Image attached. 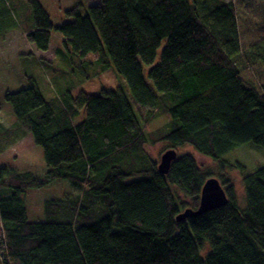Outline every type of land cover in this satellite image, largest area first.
Returning a JSON list of instances; mask_svg holds the SVG:
<instances>
[{"label": "trees", "instance_id": "trees-1", "mask_svg": "<svg viewBox=\"0 0 264 264\" xmlns=\"http://www.w3.org/2000/svg\"><path fill=\"white\" fill-rule=\"evenodd\" d=\"M97 2L65 11L69 21L60 25L38 0L27 2L29 44L45 53L56 35V54L65 51L84 64L93 56L127 88L46 100L31 82L4 95L16 123H0V156L29 136L47 171L38 177L0 167L2 264H264V166L248 172L221 161L245 144L264 149V90L241 76L242 68L264 66V39L241 50L229 1L89 4ZM0 7V20L13 12L3 0ZM4 26L0 39L10 31ZM28 57L35 58L21 59ZM82 111L85 119L76 123ZM160 115L168 122L148 131ZM158 144L165 151L188 147L215 162L226 206L177 222L183 211L198 208L204 182L216 174L183 154L161 175L147 153ZM235 168L244 207L228 176ZM54 181L80 194L45 201V220L30 222L27 191Z\"/></svg>", "mask_w": 264, "mask_h": 264}, {"label": "rangeland", "instance_id": "rangeland-1", "mask_svg": "<svg viewBox=\"0 0 264 264\" xmlns=\"http://www.w3.org/2000/svg\"><path fill=\"white\" fill-rule=\"evenodd\" d=\"M47 11L53 25L68 22L65 11L73 9L78 4L85 6L96 0H38ZM232 2L237 12L239 43L241 50L245 51L264 39V0H224ZM28 0H3V7L13 11L10 15H4L0 22L9 26V32L0 39V123L8 128L16 123L11 106L4 100L7 92H17L27 88L31 82L40 90L46 100L55 99L65 92L76 96L79 92L90 94L99 93L101 89L115 90L119 86L127 88L124 80L114 70L102 69L97 58L90 56L84 64L75 58L69 59L65 51L63 55L56 54V47L60 39L53 35L51 45L47 52L38 51L25 39V27L31 24ZM14 6H16L14 8ZM0 10L2 8L0 7ZM31 26H29L30 28ZM61 47V46H60ZM160 53V51H159ZM28 54L35 56L22 58ZM145 79L147 80L148 68L145 67ZM241 76L260 91L264 90V66L255 64L251 69H241ZM85 119L84 111L81 112L76 123ZM168 122L165 115H160L147 128L148 131H156ZM165 144L147 148L148 156L157 163L165 151ZM178 155L192 154L202 170H210L218 174L217 164L208 158L199 155L191 148L177 150ZM222 162L230 164L240 163L246 171L252 172L257 166H264V149L253 144L234 149L224 156ZM10 167L19 172H32L38 177H44L47 167L44 163L41 148L34 145L32 139L26 136L10 147L0 156V167ZM227 172V171H226ZM229 178L234 183L235 193L241 207L245 203L242 195V182L238 169L229 170ZM218 179V178H217ZM219 180V179H218ZM80 190L73 188L68 182L54 181L39 189H30L24 198L27 211V219L30 222L44 221L43 204L49 200H61L68 196H78ZM209 245L206 243V247ZM206 248L200 251L202 258L206 257ZM210 249V248H209ZM208 251V249H207Z\"/></svg>", "mask_w": 264, "mask_h": 264}, {"label": "water", "instance_id": "water-1", "mask_svg": "<svg viewBox=\"0 0 264 264\" xmlns=\"http://www.w3.org/2000/svg\"><path fill=\"white\" fill-rule=\"evenodd\" d=\"M177 151L169 149L165 151L157 164V170L161 175H166L169 172L171 164L177 159ZM228 202L227 195L219 183L217 178H209L204 182L199 198V205L196 210L186 209L176 217L177 222H182L187 219L197 218L207 212L226 206ZM0 264L2 260L0 257Z\"/></svg>", "mask_w": 264, "mask_h": 264}]
</instances>
